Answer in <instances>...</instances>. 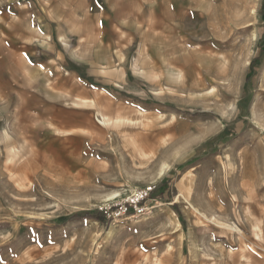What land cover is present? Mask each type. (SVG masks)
<instances>
[{
    "label": "rangeland",
    "instance_id": "1",
    "mask_svg": "<svg viewBox=\"0 0 264 264\" xmlns=\"http://www.w3.org/2000/svg\"><path fill=\"white\" fill-rule=\"evenodd\" d=\"M263 4L112 1L129 37L100 47L89 143L37 122L35 153L0 156V264H264ZM150 185L143 215L101 212Z\"/></svg>",
    "mask_w": 264,
    "mask_h": 264
},
{
    "label": "crops",
    "instance_id": "2",
    "mask_svg": "<svg viewBox=\"0 0 264 264\" xmlns=\"http://www.w3.org/2000/svg\"><path fill=\"white\" fill-rule=\"evenodd\" d=\"M112 1L0 0L1 157L15 158L21 147L35 153L37 122L44 127L45 148L60 139L61 149L72 155L73 139L89 143L76 113L95 124V74L111 72L119 59L113 47L107 64H101L100 47L129 37L131 18L113 19ZM107 32L116 38L108 42ZM117 124L121 129L125 123Z\"/></svg>",
    "mask_w": 264,
    "mask_h": 264
},
{
    "label": "built area",
    "instance_id": "3",
    "mask_svg": "<svg viewBox=\"0 0 264 264\" xmlns=\"http://www.w3.org/2000/svg\"><path fill=\"white\" fill-rule=\"evenodd\" d=\"M155 189L156 185L138 189L126 199L110 204L105 210L102 208L100 210L108 219L112 220L143 215L147 211V202L151 200Z\"/></svg>",
    "mask_w": 264,
    "mask_h": 264
},
{
    "label": "trees",
    "instance_id": "4",
    "mask_svg": "<svg viewBox=\"0 0 264 264\" xmlns=\"http://www.w3.org/2000/svg\"><path fill=\"white\" fill-rule=\"evenodd\" d=\"M260 12H261V15L264 17V4H263V6L261 7ZM260 45H264V37H263V39L261 40ZM262 47H263V46H262ZM262 51H264V50L262 49ZM262 53H263V52H262ZM258 61H259V59H254V60L251 62V64H250V71L253 70V68L255 67V65H256V63H257ZM153 195H154V193L151 195V198H153ZM177 214H179V213L177 212ZM74 217H84V218H86V217H90V215H88V214H76V215H74ZM98 218H99V219H103V215H102V213H98Z\"/></svg>",
    "mask_w": 264,
    "mask_h": 264
},
{
    "label": "bare ground",
    "instance_id": "5",
    "mask_svg": "<svg viewBox=\"0 0 264 264\" xmlns=\"http://www.w3.org/2000/svg\"><path fill=\"white\" fill-rule=\"evenodd\" d=\"M176 75V74H175ZM198 85V84H197ZM258 115V114H257ZM257 117V116H256ZM258 118V117H257ZM102 124L103 125H107V123H106V121L105 120H102ZM259 126L262 128V129H264V124H261V123H259ZM169 167V165L168 164H164L163 165V167H162V170H161V173L159 174L160 176H162L164 173V171L167 169ZM122 196V193H114V194H110V195H108L106 198H107V202H109V201H113V200H115L116 198H120Z\"/></svg>",
    "mask_w": 264,
    "mask_h": 264
}]
</instances>
